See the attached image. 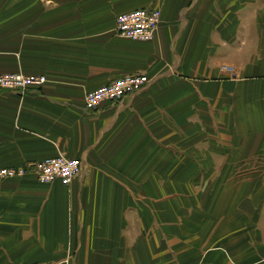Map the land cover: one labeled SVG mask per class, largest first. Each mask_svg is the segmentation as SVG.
Segmentation results:
<instances>
[{
	"label": "crops",
	"instance_id": "crops-1",
	"mask_svg": "<svg viewBox=\"0 0 264 264\" xmlns=\"http://www.w3.org/2000/svg\"><path fill=\"white\" fill-rule=\"evenodd\" d=\"M139 9L161 12L150 42L115 32ZM2 74L46 82L0 92V169L82 173L0 182V264L264 261V0H0ZM132 75L149 83L85 109Z\"/></svg>",
	"mask_w": 264,
	"mask_h": 264
},
{
	"label": "built area",
	"instance_id": "built-area-1",
	"mask_svg": "<svg viewBox=\"0 0 264 264\" xmlns=\"http://www.w3.org/2000/svg\"><path fill=\"white\" fill-rule=\"evenodd\" d=\"M161 21V12L158 9H139L117 16L115 32L123 39L134 42H150ZM43 77H27L24 75H0V92H23L29 87H40L45 84ZM149 83V79L141 75H132L119 78L107 85L89 92L84 97L86 110H97L103 104L109 103L118 106L126 97L139 93ZM33 172L41 184L60 183L69 187L82 173V165L77 160H70L63 156L47 158L40 162L22 168L0 169V182L7 179L22 178ZM264 264V261L261 262Z\"/></svg>",
	"mask_w": 264,
	"mask_h": 264
},
{
	"label": "rangeland",
	"instance_id": "rangeland-1",
	"mask_svg": "<svg viewBox=\"0 0 264 264\" xmlns=\"http://www.w3.org/2000/svg\"><path fill=\"white\" fill-rule=\"evenodd\" d=\"M221 73H225V74H229V75H233V73H234V70L231 68V67H221ZM231 152H233V151H230V153ZM229 153V154H230ZM247 154H252V152H249V151H243V153H241V157H239V159H241L240 161H247V160H249V158L248 157H246V155ZM212 161V160H211ZM207 168H211L210 170L211 171H213V166H208ZM234 168V166H231V170ZM233 172V171H232ZM210 173H212V172H210ZM210 216H211V214H209ZM215 217V215H212L211 217Z\"/></svg>",
	"mask_w": 264,
	"mask_h": 264
}]
</instances>
